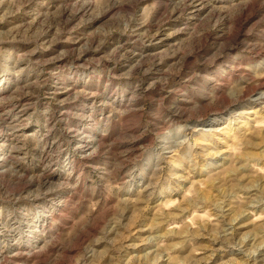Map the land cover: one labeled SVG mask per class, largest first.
<instances>
[{"label":"rangeland","instance_id":"obj_1","mask_svg":"<svg viewBox=\"0 0 264 264\" xmlns=\"http://www.w3.org/2000/svg\"><path fill=\"white\" fill-rule=\"evenodd\" d=\"M0 264H264V0H0Z\"/></svg>","mask_w":264,"mask_h":264}]
</instances>
